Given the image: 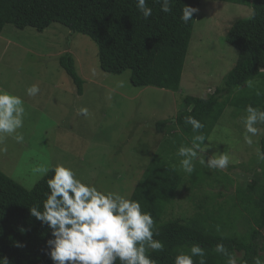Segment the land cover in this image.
I'll return each mask as SVG.
<instances>
[{
  "label": "rangeland",
  "instance_id": "rangeland-1",
  "mask_svg": "<svg viewBox=\"0 0 264 264\" xmlns=\"http://www.w3.org/2000/svg\"><path fill=\"white\" fill-rule=\"evenodd\" d=\"M249 13L250 8L245 4L200 1L181 73V94L207 97L223 84L239 54L226 42V33L237 19ZM66 51H71L76 59L75 70L83 81L81 93L75 91L76 85L60 66L59 56ZM97 51L95 42L88 36L73 33L57 22L41 32L12 24L3 27L0 89L21 96L26 114L24 126L18 130L24 136L23 143L5 137L0 144L7 149L0 152V170L25 188L31 189L45 175L36 169H50L62 163L71 167L83 181L130 197L156 157L166 159L164 154L173 143L186 145L181 138L176 141L173 136L164 137L151 124L175 115L180 107V93L152 86H133L129 81L130 70L120 74L103 71ZM120 81L124 82L123 87L119 86ZM33 84L39 86L40 92L29 97L25 89ZM81 107L89 110L87 117L78 114ZM233 109L225 107L215 129L208 134L212 142L205 141L214 147L207 149L204 155L207 159L216 152L229 154L232 162L222 171L229 173L234 183H229L227 175L218 179L214 169L199 162L191 174L179 169L182 180L171 204L179 206L175 212L181 211L180 217L190 211V204H204L210 213L214 206L218 209L220 204H216V198L218 202L230 199L236 182L247 180L245 183H248L260 170L255 158L257 142L264 133L263 124L257 125L261 132L253 137L254 143L249 146L243 141L244 129L240 122L245 114L236 115L235 112L242 111ZM210 177L221 182L214 183ZM227 206L221 210V216L213 217L216 223L224 224L229 219L228 214L235 213L236 208ZM219 213L216 210L215 214ZM164 218H172V215L165 214ZM242 229L240 224L237 232H243ZM263 237L264 230L261 241ZM261 253L264 254V250Z\"/></svg>",
  "mask_w": 264,
  "mask_h": 264
},
{
  "label": "trees",
  "instance_id": "trees-1",
  "mask_svg": "<svg viewBox=\"0 0 264 264\" xmlns=\"http://www.w3.org/2000/svg\"><path fill=\"white\" fill-rule=\"evenodd\" d=\"M200 1L173 0L172 11L163 13L155 0H147L153 12L145 20L137 10L135 0H0V34L6 24L20 29L32 27L41 32L57 22L95 42L98 63L103 71L120 74L130 70L129 81L133 86H152L180 93L181 73L197 13L187 24L179 16L184 5L199 8ZM226 1L247 5L250 13L237 19L226 33V42L239 54L223 84L207 97L180 93V107L173 117L153 123L151 118L148 121L164 137L173 136L176 141L181 138L187 146L191 144L193 133L184 123L186 116L200 120L205 125L202 131L208 135L226 106L234 108V112L242 111L235 112L236 115L246 114L244 109L249 104L264 110V0ZM75 60L71 51L59 56L60 66L76 85L75 91L81 93L83 81L75 70ZM257 145L264 150V133ZM179 147L173 143L164 154L166 159L156 157V162L149 164L144 178L130 196L140 201L143 211L151 213L155 231L159 232L153 238L164 245L162 251L149 248L146 254L155 260V264H173L177 254L188 251L192 244H199L206 250V264H226L227 257L214 251L216 244L223 243L237 257L238 264L245 261L252 264V258L256 256L264 259L261 253L264 250V240L261 241L264 230V161L255 158L260 169L257 175L248 183H245L247 180L236 182L230 199L218 202L216 198V204H220L218 209L214 206L210 213L204 204H190V211L180 217L179 206L171 204L182 180L181 158L176 155ZM197 164L198 161L195 166ZM215 171L218 179L227 175L229 183H234L229 173ZM51 175L50 171L47 172L31 189H27L0 170V259H7L8 264H53L46 254L50 229L29 212L32 206H40L42 210L44 193L48 191L46 181ZM209 180L221 182L216 177ZM227 204L236 208L235 213L228 214L229 219L224 224L216 223L213 217L221 216V210ZM216 210L220 213L215 214ZM165 214L172 215V218H164ZM234 215L237 218H233ZM240 224L243 232L238 233ZM194 260L199 264L198 257ZM116 264L120 262L117 260Z\"/></svg>",
  "mask_w": 264,
  "mask_h": 264
},
{
  "label": "clouds",
  "instance_id": "clouds-1",
  "mask_svg": "<svg viewBox=\"0 0 264 264\" xmlns=\"http://www.w3.org/2000/svg\"><path fill=\"white\" fill-rule=\"evenodd\" d=\"M155 3L160 5L163 13L172 11L173 0H155ZM135 6L145 20L152 16L153 10L147 0H135ZM198 12V7L184 5L179 19L187 24ZM119 86L123 87L124 82L120 81ZM25 92L27 96L35 97L40 89L33 84ZM24 104L21 96L0 89V144L5 137L23 143L24 136L18 130L24 126ZM244 112L246 114L240 117L244 129L243 141L251 146L253 137L261 132L257 125L264 124V110L249 104ZM78 114L87 117L89 110L81 107ZM184 123L191 127L193 136L190 146L181 145L176 152L181 158L179 168L191 174L197 161L209 169L228 168L232 160L225 152H216L205 158L206 150L214 147L212 143H205L212 142L202 131L205 125L193 116H186ZM5 151L6 148L0 147V152ZM256 151L258 159L264 161V150L257 148ZM36 171L52 173L46 181L48 191L44 193L42 210L40 206H32L29 212L50 229L46 254L53 264H116L117 260L120 264H155V260L146 254L147 249L162 251L164 245L153 238L159 232L155 231L151 213L142 210L140 201L87 183L78 178L71 167L62 163ZM214 251L227 257L226 264H238L237 257L223 243L216 244ZM194 257L199 258V264H206V250L199 244H192L188 251L177 254L173 264H196ZM0 261L8 264L7 259ZM252 264H264V259L253 257Z\"/></svg>",
  "mask_w": 264,
  "mask_h": 264
}]
</instances>
